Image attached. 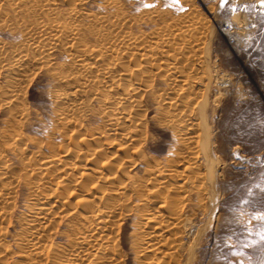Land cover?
<instances>
[{
    "label": "bare ground",
    "instance_id": "bare-ground-1",
    "mask_svg": "<svg viewBox=\"0 0 264 264\" xmlns=\"http://www.w3.org/2000/svg\"><path fill=\"white\" fill-rule=\"evenodd\" d=\"M89 1L0 0V26L19 21L21 35L10 50L0 40V78H5L3 84L0 82V108L9 113L7 128L0 132V222L9 214L17 185L27 187L31 199L24 206L16 242L20 256L30 258L32 264L58 252L69 255V264H83L90 255L88 264H120L118 232L127 213L134 215L130 238L138 256L163 247L176 250L183 247L185 228L196 237L202 229L190 225L191 213L186 214L192 193L198 194L196 204L208 218L215 209V158L206 133L205 104L197 99L199 77L194 72L202 63L197 54L204 49L200 43L203 35L198 33L204 23L199 25L201 19L199 23L196 20V26L191 19L192 24L173 28L172 22L166 29L137 34L142 15L127 14L117 0H97L113 10L108 15H93L86 8ZM11 15L16 18L12 20ZM56 51L68 56L57 69L53 60ZM42 66L52 70L57 79L54 106L62 111L57 108L60 112L54 115L55 122L63 124V129H57H73L71 133L64 131L66 143L59 138L62 143L51 145L47 140L50 146L43 147L41 140H36L32 142L35 150L27 141L32 138L21 131V121L28 112L23 107L21 84L31 70ZM158 75L167 85L160 89H167L159 93L154 88V94L150 81ZM87 88L91 90L89 100L82 99ZM147 96L156 100V112L171 128L175 140L164 161L148 155L144 146ZM92 103L98 105L95 114L101 122L85 129L80 122ZM8 155L17 160L19 168H12ZM136 164L144 167L143 177L128 172L127 168ZM63 219L67 220L63 231L71 246L65 249L45 243ZM2 231L0 228V235ZM7 249L1 240L0 261Z\"/></svg>",
    "mask_w": 264,
    "mask_h": 264
},
{
    "label": "rangeland",
    "instance_id": "rangeland-1",
    "mask_svg": "<svg viewBox=\"0 0 264 264\" xmlns=\"http://www.w3.org/2000/svg\"><path fill=\"white\" fill-rule=\"evenodd\" d=\"M117 1L122 7L124 6L123 8L127 14L129 12L130 15L139 18L142 15L139 21L142 24H139L138 28L136 27L135 29L136 33L139 31L137 34L142 33V31L150 33L152 32L151 30L156 31V28L157 30L160 28L166 29L172 22L174 24L173 28H177L180 24H185V22L187 25L189 22L190 24H195L199 19H201V21L199 20V25L201 23L206 24L205 26L204 24L199 26V21L195 24L200 27L201 32L198 35L200 37L203 35L200 43L201 49L203 47L204 49L200 50L199 54H197V56L201 57L202 63L195 66L194 72L196 71L195 73L197 74L195 75L199 77V82L196 86V89L198 88L197 94L199 93L197 99L205 104L204 119L208 131L206 133L209 135V140L211 139V143H209L213 151L211 152L215 158H213V167H215L213 169L215 182V209L213 216L208 218L203 207L197 205L200 198L195 193H192L191 200L188 201L189 205L186 208V214L188 216L189 213L192 214L189 216L191 222L189 224L195 225L196 228L202 227L201 233L199 232L198 234L200 236L196 237L191 233H187L189 229L185 228L186 232L182 239L183 247L179 248L180 250L178 248L175 250V248L167 249V247H163L162 250L153 252L143 251V255L138 256L137 254L139 253L135 252L130 238L134 215L127 213L128 215L126 214L127 217L122 223V230L118 232L120 247L118 246L117 251L119 253V260L121 259L120 264H141V262L145 264L149 263V261H151L150 264H241V262L243 264H259L260 255L258 250L261 246H264V242L260 241L256 233L264 225V220L255 218L253 213L264 211V208H261V205L258 203L261 191L258 185L264 184V123H262L264 122V5L260 3V0H223V3H221V0ZM86 6L87 10L93 15L96 12L98 13L97 15H108L113 10L110 6L103 7L97 0L89 1ZM192 12L194 14L193 18L190 16ZM152 15H156L155 18ZM148 16L149 18H147ZM11 17L12 20L16 18V16L12 15ZM151 17L154 23L150 20ZM174 19L179 20L174 21ZM180 20H183V22ZM157 21L159 25H157ZM164 21L166 22L164 23ZM17 22L11 21V25L7 27L0 26V40L5 43L7 50H10L12 45L17 44L21 39L20 29L17 30L20 25ZM205 27L208 28L205 29ZM202 30L205 32L203 31L202 33ZM189 33L186 34L189 35ZM204 33L206 34V38H204ZM67 59L68 56L66 54L56 51L53 54L55 69L60 67ZM189 66L191 69V65ZM189 66L186 68L189 69ZM62 72L68 73L67 70H61L60 73ZM0 79V82L4 83L5 78L1 77ZM23 83L21 84V92L25 98H23V107L25 106V111L28 109V112L21 121V126L23 125L21 127L23 130L21 131L28 138H32L31 140H27L29 144H32L36 140V142L41 140V143H39L43 147L51 144V142L54 144V141L56 144H60L62 141L66 143L67 137L65 135L69 131L71 133L73 127H71V130L70 127L61 130L63 129V124L61 126L58 122H55L56 117L54 114L59 111L58 109L60 111L62 109L55 107L57 105H55L56 98L53 91L57 79L53 77L52 70L46 66L38 67V69L35 68L29 72L28 77ZM150 84L149 89L151 91L153 89L154 94L157 92V90L154 92V88L158 89L159 93L167 89L163 91L167 85L162 75L154 77L150 81ZM86 91L82 94V99L89 100L91 98L89 95L91 94V90L87 88ZM149 96H147V102H145L148 108L144 116L146 118L145 137L147 139L144 146L148 155H154L157 160L164 161L167 154L171 153L170 150H173L175 140L171 128L165 120L160 118L161 116L159 117V113L156 112V100H153ZM202 96L204 98L201 100ZM95 104L92 103L91 109L85 116H82L81 127L84 126L85 129L87 127L89 129L90 127L91 129L100 124L101 119L95 114V111L99 108ZM54 109L55 112H53ZM7 117H9L8 111L3 107L0 108V132L7 128L4 127L7 124ZM78 125L76 128H80ZM60 127H62L60 130L57 129ZM53 131L54 133L52 134L51 132ZM60 131H63L62 135L59 134ZM34 136L35 138H33ZM37 136H39V139ZM63 136L66 138H64L65 141L63 140ZM47 140H49V144L45 142ZM31 147L33 149L35 147V150L37 149L34 143ZM9 159L13 169L19 168L20 164L13 156L10 155ZM127 170L130 174L138 177L144 176V167L141 164L130 165ZM249 188L253 189L254 194L247 192ZM28 193L27 187L22 184L17 185L16 193H14L11 201L12 204H10L12 206L8 209L9 214L6 219L1 221L2 223L0 222V228L3 230V235H0V242L2 240V243L8 248L7 253L3 250L2 255L4 258L0 261V264H13L14 262L17 264H32L30 258L20 256L21 254L16 242L22 230L20 222L24 216V206L31 199L30 193V196L27 197ZM243 199H250L252 203L245 204L241 202ZM13 204L15 205L13 206ZM242 213L243 216L241 217ZM66 221V219H63L56 225L51 237L46 238L48 240L45 243L53 244L56 247H71L68 236L64 234ZM249 228L251 231L248 230ZM15 233L17 234L15 235ZM252 240H255L256 244L253 245L251 243ZM46 247L49 248L48 246ZM191 249L192 252H189ZM53 254L51 255L52 257L50 256V259H47L50 254L47 257L45 256L46 258H43V262L40 259L39 264H69V255H62L59 252L57 255L53 256ZM136 256L138 259L135 258ZM92 257L91 255L88 258L86 257L83 260V264H88Z\"/></svg>",
    "mask_w": 264,
    "mask_h": 264
},
{
    "label": "snow or ice",
    "instance_id": "snow-or-ice-1",
    "mask_svg": "<svg viewBox=\"0 0 264 264\" xmlns=\"http://www.w3.org/2000/svg\"><path fill=\"white\" fill-rule=\"evenodd\" d=\"M221 3H223V0H221ZM260 3L262 5H264V0H260ZM262 123H264V122H262ZM258 187H260V189H261V191H260V200L258 201V203L261 205V208H264V184L258 185ZM247 192L253 193V189L249 188L247 190ZM241 202H243L245 204L252 203V201L250 199H243ZM253 215L257 219L264 220V211L253 213ZM242 216H243V213L241 214V217ZM248 230L251 231L250 228ZM256 235L259 236L261 242H264V225H262L259 228V230L256 233ZM251 243L254 245V244H256V241L255 240H252ZM258 251H259V255H260L259 264H264V246H261ZM241 264H243V262H241Z\"/></svg>",
    "mask_w": 264,
    "mask_h": 264
}]
</instances>
